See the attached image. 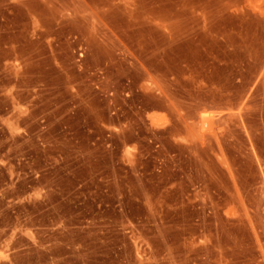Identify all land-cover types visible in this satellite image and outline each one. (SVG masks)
Returning a JSON list of instances; mask_svg holds the SVG:
<instances>
[{
	"label": "rangeland",
	"instance_id": "1",
	"mask_svg": "<svg viewBox=\"0 0 264 264\" xmlns=\"http://www.w3.org/2000/svg\"><path fill=\"white\" fill-rule=\"evenodd\" d=\"M16 1L0 0V264H264V68L227 96L167 90L191 65L189 11L109 0L108 25L93 0H49L90 24L62 27L53 73L48 42L7 19Z\"/></svg>",
	"mask_w": 264,
	"mask_h": 264
},
{
	"label": "crops",
	"instance_id": "2",
	"mask_svg": "<svg viewBox=\"0 0 264 264\" xmlns=\"http://www.w3.org/2000/svg\"><path fill=\"white\" fill-rule=\"evenodd\" d=\"M107 1L109 2V0H93L91 5L100 11L97 13V19L100 18L101 22L109 25L108 15L119 7L107 4ZM163 4L165 5L162 7L175 9L177 18L180 17V11L183 15L190 12L191 23L186 24L185 32L191 37L185 38L184 41L192 43L191 65L178 66L174 75L168 74L165 77V89L179 88L181 80L190 81L193 84L192 89L208 92L225 91V96L228 95L227 92L245 91L250 88L247 84L249 70L256 67L264 68V38L257 40L254 37L248 40L245 35L246 26L251 21L255 26V33L264 34V0H166ZM5 5V9L9 12L7 19L13 20L19 17L24 21L23 30L18 33L22 36L23 43L40 44L43 40L50 43L59 41L62 27L67 25H75L79 28L73 35L80 39L90 25L83 11L87 6L81 1L56 3L49 0L43 2L17 0L7 2ZM103 9H106V12H103ZM35 20L41 27L49 25L52 27L53 33L50 38L42 36L43 33L40 31L32 32ZM167 32L170 40H175L172 32ZM11 49L16 57L23 56L21 53L24 50L19 43L13 45ZM52 50L53 52L50 53L46 49L47 56L52 64L53 73H58L61 65L57 58L61 57L62 47L54 45ZM54 60L58 63L57 67ZM205 104L210 105L209 102ZM164 105L162 100L154 109L156 113L167 114Z\"/></svg>",
	"mask_w": 264,
	"mask_h": 264
},
{
	"label": "bare ground",
	"instance_id": "3",
	"mask_svg": "<svg viewBox=\"0 0 264 264\" xmlns=\"http://www.w3.org/2000/svg\"><path fill=\"white\" fill-rule=\"evenodd\" d=\"M59 24H60V22H59ZM34 25H35V27L38 30H40L41 33H43L42 36H47V37L50 38V36L53 33L51 31L52 30V27L50 25L47 28H46V26L45 27H41L40 26V23L37 20L34 21ZM92 26H90V27H92V31L95 32L97 36H98V33H100L101 31H103L101 29L102 23L100 21L96 22L95 24H92ZM47 49H48V51H50V53L53 52L52 46L50 44V41H48ZM52 63H53V60H52ZM54 64L56 65V67L58 66V63L56 62V60H54ZM229 216H231V215H229Z\"/></svg>",
	"mask_w": 264,
	"mask_h": 264
}]
</instances>
